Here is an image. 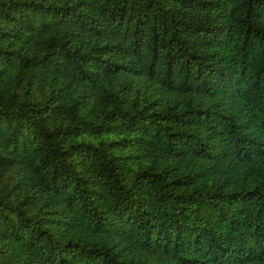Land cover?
I'll list each match as a JSON object with an SVG mask.
<instances>
[{
	"label": "trees",
	"instance_id": "16d2710c",
	"mask_svg": "<svg viewBox=\"0 0 264 264\" xmlns=\"http://www.w3.org/2000/svg\"><path fill=\"white\" fill-rule=\"evenodd\" d=\"M0 264H264V0H0Z\"/></svg>",
	"mask_w": 264,
	"mask_h": 264
}]
</instances>
